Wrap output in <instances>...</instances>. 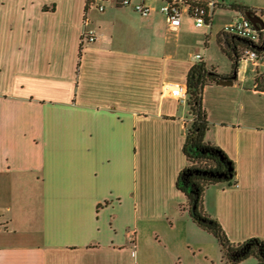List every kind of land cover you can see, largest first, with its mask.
<instances>
[{"label": "crops", "instance_id": "obj_1", "mask_svg": "<svg viewBox=\"0 0 264 264\" xmlns=\"http://www.w3.org/2000/svg\"><path fill=\"white\" fill-rule=\"evenodd\" d=\"M132 1L150 15L114 1L100 13L88 0H0V264H222L176 188L191 117L162 87L185 86L197 54L229 75L217 36L243 14L217 6L196 27L184 12L171 31L164 0ZM233 1L264 22V0ZM84 25L94 42H82ZM257 73L264 62L240 60L231 85L202 93L206 140L235 167V184L209 187L204 208L233 243L264 241Z\"/></svg>", "mask_w": 264, "mask_h": 264}, {"label": "trees", "instance_id": "obj_2", "mask_svg": "<svg viewBox=\"0 0 264 264\" xmlns=\"http://www.w3.org/2000/svg\"><path fill=\"white\" fill-rule=\"evenodd\" d=\"M223 2L226 5L221 4L216 7L224 6L240 14L253 11L233 0H223ZM259 35L258 43L254 44L219 33L217 43L222 54L231 62V73L220 75L213 67L209 68L200 61L189 69L185 82L186 105L191 120L182 148L186 166L178 175L176 188L186 197V211L192 222L216 240L222 254V264H240L249 258H254L256 264H264V241L250 238L241 243L231 242L220 223L204 208V194L209 187L235 184V167L218 146L206 140L210 123L202 103V93L204 87L217 84L222 79H235L244 50L253 48L258 53L264 54V29H260ZM254 85L257 91L264 92V74H256Z\"/></svg>", "mask_w": 264, "mask_h": 264}, {"label": "built area", "instance_id": "obj_3", "mask_svg": "<svg viewBox=\"0 0 264 264\" xmlns=\"http://www.w3.org/2000/svg\"><path fill=\"white\" fill-rule=\"evenodd\" d=\"M114 1L117 6L128 8L134 13L146 17L150 15L152 9L140 1L132 0H88L89 5L93 6L98 12H104L106 3ZM216 3L212 0L206 4L198 3L192 0H164L159 8V12L165 17L167 28L171 31L179 28L181 24V17L184 12H187L190 18L194 21L196 27L207 26L210 27V19L212 11L215 9ZM85 24V23H84ZM222 32L226 35L237 37L246 40L250 43L257 44L259 40L260 29H257L247 18L244 16L240 19L226 24L222 28ZM96 33L92 29H88L84 25L81 34L82 42H94ZM195 60L202 61V55L197 54L194 56ZM241 61H250L253 63L264 62V54L258 53L253 48H248L243 51ZM162 95L174 98L181 103H186L187 93L186 87L175 83H165L162 87Z\"/></svg>", "mask_w": 264, "mask_h": 264}, {"label": "water", "instance_id": "obj_4", "mask_svg": "<svg viewBox=\"0 0 264 264\" xmlns=\"http://www.w3.org/2000/svg\"><path fill=\"white\" fill-rule=\"evenodd\" d=\"M243 16L250 20V22L257 28V29H264V22L262 19L254 12V11H247L243 13ZM233 79H222L220 80L217 85H231Z\"/></svg>", "mask_w": 264, "mask_h": 264}, {"label": "rangeland", "instance_id": "obj_5", "mask_svg": "<svg viewBox=\"0 0 264 264\" xmlns=\"http://www.w3.org/2000/svg\"><path fill=\"white\" fill-rule=\"evenodd\" d=\"M212 53H213V51L211 52V54ZM17 210H19V211H16L17 213L21 212V210L18 207H17ZM31 212H32V208H31ZM253 262H256V260L254 258H249L240 264H252Z\"/></svg>", "mask_w": 264, "mask_h": 264}]
</instances>
